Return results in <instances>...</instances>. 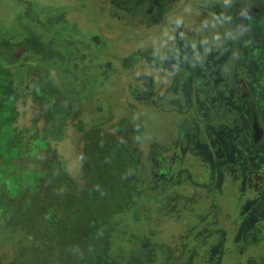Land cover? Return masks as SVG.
<instances>
[{"label": "rangeland", "instance_id": "obj_1", "mask_svg": "<svg viewBox=\"0 0 264 264\" xmlns=\"http://www.w3.org/2000/svg\"><path fill=\"white\" fill-rule=\"evenodd\" d=\"M122 1L0 0V38L32 29L63 53L14 63L18 125L42 115L26 89L37 68L86 126L126 118L137 150L128 207L69 252L99 245L109 264H260L264 12L251 9L264 0H135L132 9ZM57 134L52 143L81 187L80 134L70 126ZM8 234L0 224L1 252L10 251Z\"/></svg>", "mask_w": 264, "mask_h": 264}, {"label": "trees", "instance_id": "obj_2", "mask_svg": "<svg viewBox=\"0 0 264 264\" xmlns=\"http://www.w3.org/2000/svg\"><path fill=\"white\" fill-rule=\"evenodd\" d=\"M121 5L132 9L135 0ZM29 54L47 61L63 57L32 29L14 41L0 38V224L9 229L10 246L0 251V264H109L99 245L82 256L69 251L86 248L131 201L140 179L137 150L125 137L127 119L86 126L45 71L35 68L27 72L26 89L42 115L20 127L23 91L13 65ZM68 126L80 134L81 187L51 139Z\"/></svg>", "mask_w": 264, "mask_h": 264}, {"label": "flooded vegetation", "instance_id": "obj_3", "mask_svg": "<svg viewBox=\"0 0 264 264\" xmlns=\"http://www.w3.org/2000/svg\"><path fill=\"white\" fill-rule=\"evenodd\" d=\"M251 10H255V15H258V14H260L261 12H264V7H261V5H259V7H257V8H255V9H251ZM241 13H240V15H238V18L240 19L239 21H241V19L244 17V16H247V14H246V12H245V9L244 10H241L240 11ZM240 25L241 26H243L241 23H240ZM240 26L238 25V26H236V29H238ZM240 28H242V27H240ZM260 96H262V97H264V93L262 92L261 94H260ZM263 116H264V114H263ZM264 263V259H261L260 260V264H263Z\"/></svg>", "mask_w": 264, "mask_h": 264}]
</instances>
